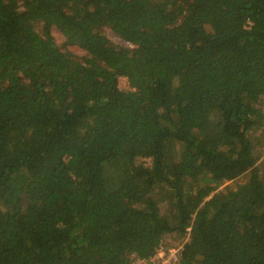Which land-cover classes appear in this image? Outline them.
Segmentation results:
<instances>
[{
	"label": "trees",
	"instance_id": "1",
	"mask_svg": "<svg viewBox=\"0 0 264 264\" xmlns=\"http://www.w3.org/2000/svg\"><path fill=\"white\" fill-rule=\"evenodd\" d=\"M263 154L264 0H0V264H264Z\"/></svg>",
	"mask_w": 264,
	"mask_h": 264
},
{
	"label": "built area",
	"instance_id": "2",
	"mask_svg": "<svg viewBox=\"0 0 264 264\" xmlns=\"http://www.w3.org/2000/svg\"><path fill=\"white\" fill-rule=\"evenodd\" d=\"M167 250L160 247L150 258L142 259L137 257L132 260L131 264H171L176 261L179 248L171 247Z\"/></svg>",
	"mask_w": 264,
	"mask_h": 264
},
{
	"label": "rangeland",
	"instance_id": "3",
	"mask_svg": "<svg viewBox=\"0 0 264 264\" xmlns=\"http://www.w3.org/2000/svg\"><path fill=\"white\" fill-rule=\"evenodd\" d=\"M57 37L59 38V34L58 32H54ZM107 35L108 37L114 42V43H117V44H120V45H128L125 41H123L120 37L116 36L114 33H112V31L110 29L107 30ZM73 50H75L76 52H78V50H76V47H71ZM118 85L120 87V89H128L129 88V83L127 81L126 78H120L119 79V82H118ZM264 155V154H263ZM262 155V156H263ZM262 160V159H261ZM264 164V162H263ZM228 183H232V182H226L224 183L222 186H224L225 184H228Z\"/></svg>",
	"mask_w": 264,
	"mask_h": 264
}]
</instances>
